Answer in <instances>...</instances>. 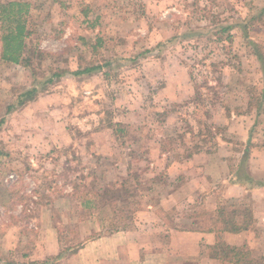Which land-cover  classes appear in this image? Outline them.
I'll list each match as a JSON object with an SVG mask.
<instances>
[{
    "label": "rangeland",
    "instance_id": "374dc122",
    "mask_svg": "<svg viewBox=\"0 0 264 264\" xmlns=\"http://www.w3.org/2000/svg\"><path fill=\"white\" fill-rule=\"evenodd\" d=\"M10 1L33 5L29 24L33 34L24 64L3 68L0 61V121L8 103L23 107L40 99L36 109L42 108L37 110L41 116L36 111L21 119L26 121L23 129L35 128L37 138L47 137L48 111L43 108L53 98L51 116L56 119L53 131L57 129L58 141L50 151L47 146L32 149L18 144L20 130L0 131V242L24 231V241L19 239L23 244H17V238L12 242L31 249L36 237L31 230L44 228L42 220L39 224L35 218L34 205L48 200H56V207L42 210H56L64 248L77 243L86 212L94 214L96 222L113 219L104 226L106 232L112 226H130L137 206L129 203L141 200L146 192L153 191L154 206L163 199L172 204L182 198L178 188L187 181L173 183L170 179L176 173L158 172L157 158L164 157L171 165L181 162L194 175L202 169L185 160L201 150L213 169L210 189L196 195L197 208L163 210L160 206L156 212L163 218L169 214L171 225L175 218L196 213L192 228L201 230L208 227V218L223 221L221 211L236 213L238 223L252 224L243 241H234H245L255 257L264 256V225L257 226L264 216V190L258 186L264 188V0L0 3ZM227 26L232 29L225 34L221 29ZM228 35L232 39L226 41ZM87 68L97 70L80 77L72 74ZM2 70L18 73L19 78L8 84L10 78ZM166 91L170 95L161 97ZM172 92L184 98L172 101ZM85 116H90L89 124L92 119L102 122L90 132L95 138L90 147L86 144L90 130L79 128L87 124L79 121ZM128 145L136 174L122 182L116 178V160ZM147 151L155 156L153 161L142 156ZM121 159L124 162V156ZM186 176L191 179L188 172ZM249 176L251 181H245ZM119 183L122 187L116 190ZM166 187L173 189L168 193L171 197L164 195ZM184 193L189 199L188 190ZM83 199L91 204L84 211ZM248 211L255 218L247 219ZM116 218L122 222L116 224ZM177 227L191 225L177 223ZM218 239L226 243L220 233ZM13 257L0 253L1 261ZM60 259L50 264H68L66 258Z\"/></svg>",
    "mask_w": 264,
    "mask_h": 264
},
{
    "label": "crops",
    "instance_id": "0c3cea01",
    "mask_svg": "<svg viewBox=\"0 0 264 264\" xmlns=\"http://www.w3.org/2000/svg\"><path fill=\"white\" fill-rule=\"evenodd\" d=\"M0 61L3 64V68H7V65H18L14 64L8 61H4L0 58ZM2 74H6L10 79L6 80L9 84L13 80H16L19 78V75H13L10 72L6 73L4 70L1 71ZM89 74V73H86ZM8 86V85H7ZM182 88V85L180 83V87ZM178 88V89H179ZM198 91V90H197ZM171 91H166L165 93L161 94V97H167L169 96ZM193 96V95H192ZM184 96L182 93H173L172 92V101H179V98ZM190 98V97H189ZM40 99H36L28 104H26L23 107H18L19 105L14 104V102L8 103V106L6 107L3 118V124L1 125L0 131L4 128H7V132L11 129H16L17 131L20 130V134H18V144L22 145L23 147H32L35 146L37 149L40 150V147L42 146L43 149L45 146L50 151L51 146H54L55 143L58 141L56 132L53 131V129L57 128L56 119L53 120V116H51V113L54 111V106L51 105L50 101L53 100V98L48 99L50 100L47 103V107L44 106L46 109L43 108V111H48L47 114H45L47 118V124H48V134L47 137L44 138L38 136H35L37 134L36 129H23L26 127V121H22V117L25 118V116H33L37 110L42 109H36V107H39ZM50 103V105H49ZM175 104L177 107L176 109L179 110L178 105ZM190 105H194L193 100L191 99ZM3 112V108L1 109L0 113ZM178 113V112H177ZM26 114V115H23ZM36 116H41V112L38 113V111L35 113ZM90 116H85L84 118H81L79 120L82 122H86ZM99 120V119H98ZM1 122V121H0ZM20 122H23L21 125ZM20 123V124H19ZM102 122L95 121L92 119V121H87V124L83 126H79V128L85 132L83 129L89 131L86 136L91 135L90 132L93 130L92 128L98 127ZM118 126V125H117ZM83 127V128H82ZM111 127V126H110ZM3 128V129H2ZM22 128V129H21ZM121 129V127L119 128ZM123 131V130H122ZM118 132V131H116ZM90 137V136H89ZM61 138V137H60ZM120 138V137H119ZM88 139L87 146H91L92 140L95 138H86ZM21 141V142H19ZM117 143V140H116ZM127 147L125 146L122 148L123 152L119 155L120 157L124 156V162L122 159L120 160V157L116 165V178L117 180H126L128 177L135 175L136 173V167L132 165V157L130 155L133 152L127 151ZM28 148V149H30ZM130 150V148H128ZM48 153L43 156L47 157ZM91 156V155H90ZM144 157H147L148 161L154 160L155 156H152L151 151H147L142 155ZM127 157V158H125ZM127 161L125 162V160ZM207 159L209 160V156H205V153L200 150V152H194L192 155H189V158L186 159L187 163H192V166H195L196 169H202V172H198L197 174L192 175V173L189 171V167L182 166L183 163L175 162L169 164V162L165 161L167 160L164 157H158L156 160V165L158 168L157 171L160 172L161 170H164L166 173L167 171L170 173L172 171L173 173H176L177 176L173 179H170L173 183L174 181L181 180V181H187L185 184H182L178 188V193H181L182 198L180 200H177L176 203L169 204L167 203L168 199L160 200L156 206L151 204L150 199L153 195V191L146 192L144 195V198L135 199L132 200V203H129L133 206H137L134 213L136 214L133 217H131L130 220V226L120 228L119 226L114 227L112 226L110 231L106 232L107 229L104 227L107 224V221L113 222V219H107V220H100L99 222L94 221L95 219L94 214L88 213L86 210L91 206V204L86 201L87 199H83V202L81 203V210H85V214L83 215V220L79 225H82V227H79V231H77L76 234V240L77 243L75 245H72L70 247L63 246L62 243V237L60 232L58 231L57 227V218H56V210H54L52 213L49 211H44L45 209H51L56 207V200H48L47 202H36L34 205V213L36 220L38 223H41V220L44 224V231L43 229H39V225L37 228L38 230H31L33 233L36 234V237H33L31 240V249L23 250L20 248V245L13 244L12 240L15 238L18 239L17 244H23L19 242L20 240L24 241L25 232L23 231L22 236L21 232L18 231L17 233H11V235L3 237L1 240V250L0 253L4 254L5 257H10L14 255L12 258L13 260L8 259L5 260L2 258V261L0 260V264H50L54 260H62L64 261V258H66L68 264H220L219 260L215 258L214 255H211V250H208V247H213L216 245L220 240L218 239V233L222 234L223 239H225L226 243L232 246H244L248 244H245L243 233H247L250 229L251 223L244 224V223H238L239 225H247V229L242 230L238 233L235 232H229V231H221L217 232V222L213 220L209 221L208 218V227L206 229H199L194 226V222L196 220V213H193L194 216L185 215L180 218H175L173 220V223L167 221V218H169V214L164 215V218L162 216H159L158 212L156 210L158 207H162L163 210L168 209H174V208H190L187 209V211H191L196 204V195H200V192L208 188V190L211 187L210 184V170L212 165L210 163H207ZM244 159V155L241 158V162ZM141 162V161H140ZM139 162V163H140ZM196 162V163H195ZM178 168L181 166L184 169H180V171H177ZM118 166V167H117ZM134 168V169H133ZM173 168V169H172ZM213 169V167H212ZM153 169H150L149 172L152 173ZM187 172L191 175V179L186 176ZM163 174V173H162ZM171 174V173H170ZM202 174L204 176H202ZM213 174H211L212 176ZM120 178V179H119ZM123 178V179H121ZM251 177L249 176L248 179H245V181L250 182ZM120 185V183L118 184ZM172 183H170L168 186H171ZM261 189L264 190V188L258 184ZM102 187V186H101ZM119 187H122L121 185L116 187V190H118ZM98 188V187H96ZM163 189V186L161 187V190ZM188 190V197L185 196L184 191ZM160 191V189H159ZM173 191L172 188L166 187L164 192H167L164 195H167L168 193H171ZM191 191V192H189ZM257 192V191H256ZM259 192V191H258ZM180 195V194H179ZM167 197H171L169 194ZM206 198V196H204ZM70 200H72V197H70ZM143 201H149L148 203H143ZM67 203L66 205H68ZM70 204H73L72 201H70ZM159 204V205H158ZM69 207V206H68ZM264 207L262 204L261 208ZM197 207H195L196 209ZM43 212L44 215H41ZM253 211H248L246 213L247 219L251 216L252 218H255L253 216ZM53 214V218H51V215ZM42 218H46L43 220ZM86 218V219H84ZM92 218V220H90ZM97 219V218H96ZM245 219V217H244ZM116 221L114 222L116 224L121 223L122 221ZM257 220V219H255ZM257 226H263L264 225V216L262 219H259ZM177 223L181 225H187L190 224L191 227H177ZM212 223V227H211ZM255 223V222H254ZM113 224V223H111ZM214 224V225H213ZM257 224V222H256ZM176 225V226H175ZM180 228V229H179ZM104 229L106 231H104ZM23 230V229H22ZM103 232H100V231ZM37 232V233H36ZM100 232V233H96ZM10 234V233H9ZM241 238V243H236L234 239ZM248 238V237H246ZM69 240V239H68ZM80 244V245H79ZM22 247V246H21ZM249 247V246H248ZM251 249V248H250ZM252 250V249H251ZM65 253L64 255H62ZM61 255V257H60ZM65 256V257H64ZM264 258V256H262ZM10 262V263H9Z\"/></svg>",
    "mask_w": 264,
    "mask_h": 264
},
{
    "label": "trees",
    "instance_id": "16d2710c",
    "mask_svg": "<svg viewBox=\"0 0 264 264\" xmlns=\"http://www.w3.org/2000/svg\"><path fill=\"white\" fill-rule=\"evenodd\" d=\"M33 9V5L28 2L10 1L0 3V57L2 60L18 65H22L27 61L24 57V52L27 41L33 34L29 27ZM231 29L232 27L227 26L223 27L221 31L228 34ZM231 39L232 35H228L226 41ZM96 70V68H87L75 71L72 74L80 77ZM60 76L56 75V77ZM2 124L3 121L0 122V128ZM221 216L223 221H218L217 223L221 224L222 227L218 228L217 232L229 231L238 233L247 229V225L242 226L236 223V213H232V216H230L221 211ZM208 250H211V255H214L220 264H264V258L255 257L247 245L232 246L220 241L213 247H208Z\"/></svg>",
    "mask_w": 264,
    "mask_h": 264
}]
</instances>
